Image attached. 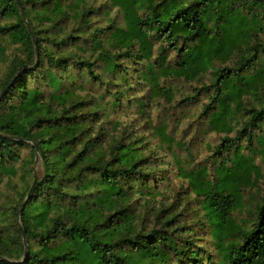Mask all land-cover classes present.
<instances>
[{"label":"trees","instance_id":"trees-1","mask_svg":"<svg viewBox=\"0 0 264 264\" xmlns=\"http://www.w3.org/2000/svg\"><path fill=\"white\" fill-rule=\"evenodd\" d=\"M95 12L111 17L106 26L92 24ZM3 39L33 59L13 56L0 82L27 65L0 100V172L32 140L43 173L14 208L22 226L0 232V264H264V196L251 226L233 216L264 153V0H0L1 53ZM162 75L210 76L188 98L204 93L209 128L225 133L211 167L188 164L173 119L150 117L153 97L137 94L149 86L169 98ZM38 76L50 93L30 84ZM86 79L105 89L82 93ZM249 96L259 104L246 106ZM174 164L191 191L160 202ZM193 202L217 256L178 219Z\"/></svg>","mask_w":264,"mask_h":264},{"label":"rangeland","instance_id":"rangeland-1","mask_svg":"<svg viewBox=\"0 0 264 264\" xmlns=\"http://www.w3.org/2000/svg\"><path fill=\"white\" fill-rule=\"evenodd\" d=\"M71 1V0H65ZM102 0H87V4L99 5ZM136 3V6H139ZM123 13L125 12L122 9ZM116 9L112 11V15H115ZM118 19H120V13L117 14ZM111 17L107 14L101 12H95L91 14L92 24L99 26H106ZM124 24L127 20L124 15ZM75 20H69V26L73 27L75 25ZM5 21V18H3ZM75 32V31H74ZM78 33V31H76ZM3 43L6 45V51L0 52V82L6 75L9 61L15 55H21L22 57H29L33 59L31 48H27L25 45L20 43H14L7 39H3ZM89 44H86L88 46ZM75 47L74 43L69 42L65 46L66 53ZM79 51V50H78ZM82 53V52H81ZM38 54L34 56L37 58ZM174 53L171 55L170 59H173ZM71 70L75 73L77 69L73 66ZM41 76L37 78L29 77L30 84L34 85L36 83H41V87L46 93H50L51 89L44 79H40ZM162 84L170 86L172 88V93L169 98L163 94H155V92L150 88H144L137 91V94H149L153 100L149 108V116L154 119H159L160 117L167 119H173L172 125L176 132V138L184 142L183 147L177 146L178 150L182 155L185 156L186 146L190 148L194 155L190 156L188 164L203 163L211 167L215 159V146L222 141L224 132H218L209 128L207 124V115L202 113L203 103L208 99L204 93L199 94L197 99L188 98L189 94L197 91L198 87L204 82H210V76L204 77V79H193L188 80L183 77L177 76H161ZM84 87L80 89L82 93H86L91 90L95 96H99L100 93L105 89L103 85L95 82L94 80L86 79L83 81ZM1 91V87H0ZM187 98V99H183ZM252 104H259L253 97L249 96L246 99V106H251ZM4 104L1 105V109ZM125 108V107H124ZM133 108H125L124 111H132ZM240 123L237 122L236 127L228 134L234 136L236 134V128L239 127ZM254 133L258 131V127H250ZM35 142L28 140L23 146L19 148V157L15 160H11L12 167L14 171L11 172H0V232L3 231L4 237L9 233V231H16L18 227L22 226V220L20 215L15 216L14 208L21 204L27 196L29 186L32 184L35 176V172L38 174V178L42 176L43 173V162L42 155L40 154L38 147L34 148ZM254 160L258 165L256 169L257 181L254 185L245 188L242 193V199L240 206L233 211V216L236 221L240 223L246 222L249 226L256 215V206L258 201H261L264 196V153L257 152L254 155ZM186 164V163H185ZM188 166V165H186ZM176 165L173 168L166 171L169 174V178L161 182V190L163 191L158 195V201L171 202L177 200L176 197L183 198L186 195L187 190H189V185L186 179L175 170ZM191 191V189L189 190ZM195 194V193H194ZM190 193H188V196ZM184 205L181 201L179 204V209ZM195 209L196 213L194 210ZM202 210L199 208L198 202H193L187 209L182 210V214L179 215L178 219L180 223L185 221L193 227L199 238L195 241L196 244L204 245L207 243L209 249L212 250V255L217 256L215 253V244L212 240V231L197 224V219L201 216ZM9 216V220H7ZM27 241V240H26ZM206 264H210L209 260L206 259Z\"/></svg>","mask_w":264,"mask_h":264},{"label":"water","instance_id":"water-1","mask_svg":"<svg viewBox=\"0 0 264 264\" xmlns=\"http://www.w3.org/2000/svg\"><path fill=\"white\" fill-rule=\"evenodd\" d=\"M26 66L27 65H24L23 67H26ZM22 68L12 77V79L10 80V82L2 89V91L0 92V100H1L2 96L6 93V91L8 90V88L13 84L14 80L16 79V77L18 76V74L21 72ZM37 179H38V174H37V172H35L34 180L32 182V185L30 186V189L28 190L27 196L24 199V203H23L21 209L19 210V213L21 212V210L25 206L26 200L28 199V197L30 196L31 192L33 191V188H34V186L36 184ZM23 235H24V240H25V243H26V236H25V232L24 231H23Z\"/></svg>","mask_w":264,"mask_h":264}]
</instances>
